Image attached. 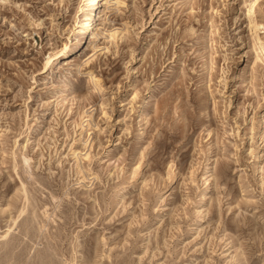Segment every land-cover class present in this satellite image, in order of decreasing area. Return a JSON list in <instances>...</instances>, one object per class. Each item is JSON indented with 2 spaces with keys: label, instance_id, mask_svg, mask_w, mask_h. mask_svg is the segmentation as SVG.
<instances>
[{
  "label": "rangeland",
  "instance_id": "374dc122",
  "mask_svg": "<svg viewBox=\"0 0 264 264\" xmlns=\"http://www.w3.org/2000/svg\"><path fill=\"white\" fill-rule=\"evenodd\" d=\"M101 4L0 0V264H264V0Z\"/></svg>",
  "mask_w": 264,
  "mask_h": 264
},
{
  "label": "bare ground",
  "instance_id": "6f19581e",
  "mask_svg": "<svg viewBox=\"0 0 264 264\" xmlns=\"http://www.w3.org/2000/svg\"><path fill=\"white\" fill-rule=\"evenodd\" d=\"M103 0H89V7L86 10V13L84 14V19H83V23H82V29L84 31H88L86 38H90L93 39L95 38L97 35L100 34V32H98V30H96V32H94L93 30V24H94V18L96 16H99L100 10L99 8L102 6L101 2ZM110 0H104V4L106 5ZM256 1V0H255ZM107 6V5H106ZM107 8V7H106ZM260 24L257 22H254L252 24V28L254 29V31H258ZM262 28V27H261ZM257 33V32H256ZM255 35V34H254ZM262 37V36H261ZM258 34H256V43H259L262 41L261 38ZM263 42V41H262ZM50 60H52V57H50ZM88 60V59H87ZM86 60V61H87ZM210 153V152H209ZM211 163V157L210 155H208L207 159H206V164H205V168L203 170V174H204V178L207 179V171H208V167Z\"/></svg>",
  "mask_w": 264,
  "mask_h": 264
}]
</instances>
